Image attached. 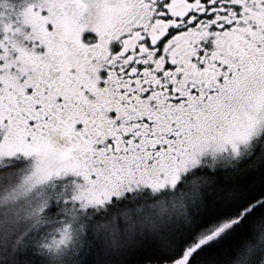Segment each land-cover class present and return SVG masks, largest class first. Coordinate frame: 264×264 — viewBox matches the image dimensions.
Segmentation results:
<instances>
[{
    "label": "snow or ice",
    "instance_id": "obj_1",
    "mask_svg": "<svg viewBox=\"0 0 264 264\" xmlns=\"http://www.w3.org/2000/svg\"><path fill=\"white\" fill-rule=\"evenodd\" d=\"M0 264H264V0H0Z\"/></svg>",
    "mask_w": 264,
    "mask_h": 264
}]
</instances>
